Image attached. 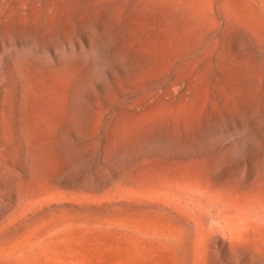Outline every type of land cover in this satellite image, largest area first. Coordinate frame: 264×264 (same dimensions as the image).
<instances>
[{"label":"rangeland","instance_id":"rangeland-1","mask_svg":"<svg viewBox=\"0 0 264 264\" xmlns=\"http://www.w3.org/2000/svg\"><path fill=\"white\" fill-rule=\"evenodd\" d=\"M0 264H264V0H0Z\"/></svg>","mask_w":264,"mask_h":264}]
</instances>
